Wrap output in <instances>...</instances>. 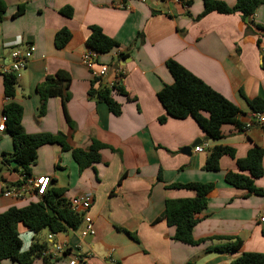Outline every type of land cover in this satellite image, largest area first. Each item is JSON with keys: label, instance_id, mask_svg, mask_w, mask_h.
I'll list each match as a JSON object with an SVG mask.
<instances>
[{"label": "crops", "instance_id": "1", "mask_svg": "<svg viewBox=\"0 0 264 264\" xmlns=\"http://www.w3.org/2000/svg\"><path fill=\"white\" fill-rule=\"evenodd\" d=\"M0 2L5 5L0 21V64L8 61L18 38L34 47L14 88L13 100L22 107V127L30 134L60 132L70 147L63 150L55 142L39 146L30 174L48 176L47 190L54 189L68 200L78 194H91L87 214L93 220L94 234L79 237L78 231L70 228L54 233L51 241L68 249L52 264H68L72 253L80 256L76 264H230L242 252H264V221L260 220L264 216V122L255 120L256 113L246 102L254 97L264 99V36L257 45L258 30H251L247 19L239 12L215 11L196 18L203 9L202 0H191L185 6L171 0ZM20 4L24 8L18 13ZM65 6L72 9L70 17L59 12ZM252 19L264 25V4L256 8ZM91 25L100 27L119 44L98 54V62L108 71L94 85H104L119 70L125 94L112 95L120 104L119 115L88 95L93 77L80 59ZM63 27L71 37L57 48L54 34ZM168 59L236 104L242 112L239 121L243 128L225 125L224 136L211 140L190 117H167L159 122L165 110L157 92L173 81L165 64ZM58 70L70 77L65 109L71 124L65 119L60 97L46 98L41 107L39 85ZM7 101L1 78L0 115ZM195 139L207 146L200 152L193 148L190 154L181 152ZM92 140L104 146L99 150V160L79 168L71 149L86 150ZM214 145L232 148L234 158L222 155L218 170L210 171L203 166L208 149ZM253 145L263 150V173L254 179V185L262 190L259 194L235 188L224 180L227 171H238L235 159L244 157ZM11 150V136L5 128L0 131V159ZM12 167L10 163L0 171V212L40 199L30 190L20 198L4 196L5 191L22 183L21 175ZM187 182L214 184L206 207L196 214L192 236L204 238L196 245L174 240V227L164 219L156 220L165 200L195 195L191 189L168 186ZM17 230L24 251L33 242L50 246L51 232L47 229L37 232L36 240L23 224L19 223ZM43 230L46 234L39 236ZM217 237H238L241 245L235 251L210 250L228 242ZM2 264L17 263L4 259ZM32 264H44V259L36 257Z\"/></svg>", "mask_w": 264, "mask_h": 264}, {"label": "trees", "instance_id": "2", "mask_svg": "<svg viewBox=\"0 0 264 264\" xmlns=\"http://www.w3.org/2000/svg\"><path fill=\"white\" fill-rule=\"evenodd\" d=\"M191 0L185 1L184 6L190 4ZM203 9L196 16L200 18L205 14L215 11L222 14L239 12L244 20L247 19L248 27L258 30L256 39L260 44V37L264 36V25L254 23L252 17L258 6L264 4V0H235L233 5H228L223 0H202ZM23 5H18V13L23 11ZM5 5L0 2V21L3 19ZM59 12L70 17L72 9L69 6L62 7ZM253 30V31H254ZM71 37V33L66 28H60L54 34V43L57 48L63 47ZM85 46L96 51L98 54L107 53L115 47L118 42L103 33L100 27L90 26V32L85 39ZM119 56H123L119 54ZM166 67L172 75L171 84H165L158 92L157 98L165 110V114L158 117L159 122H163L167 117L176 119L192 118L197 126L211 140H218L224 136L223 127L233 125L235 129L243 128L239 121L242 114L239 107L232 101L215 91L200 78L188 71L173 59H168ZM261 67L264 69V50L261 56ZM4 95L8 101L2 108V113L6 115L5 128L8 130L12 140V150L10 153L2 154L0 171L2 168L12 164V168L22 176H29L31 165L36 162L37 149L42 144L58 143L61 148L70 149L66 143L65 135L57 132L51 134L47 132L26 133L22 127V107L13 100L14 88L17 78L14 75L2 76ZM70 77L63 70L56 71L53 75H47L39 85L41 92V107L48 97L58 96L61 99L64 116L68 124L71 120L65 109L68 100V87ZM99 79L93 78L88 95L96 101L104 102L114 115L120 114V104L114 100V93L125 94L121 85L109 88L105 84L94 88ZM249 108L255 113H264V99L254 97L246 99ZM104 146L92 140L86 150L82 148L71 149V155L77 162L79 168H83L92 162L99 160V150ZM203 168L210 171L218 170L219 158L227 154L234 158L232 148L222 145H214L208 149ZM263 150L258 145H253L248 149L242 158H236L235 163L238 171H227L224 180L227 184L245 189L251 193H262V190L254 185V179L261 176L263 168L261 165ZM158 179L160 176L158 175ZM20 183V182H18ZM173 188H187L195 192L190 198L167 199L164 202V209L156 220L164 219L165 222L174 227L173 239L188 245H196L204 240L194 239L192 228L197 222L196 214L207 205V195L213 189L212 182H187L171 183ZM23 224L28 230L37 233L42 229H47L51 233L62 232L68 228L76 229L81 223V215L73 212L69 206V200L59 196L54 189L46 190L37 201L30 202L23 207L11 206L0 212V264L4 259H9L17 264H32L34 258L40 257L39 253L44 244L33 242L27 250H22V243L17 230L18 224ZM264 234V230L262 231ZM225 238V237H217ZM224 245L213 246L210 250L235 251L241 245L238 237H226ZM44 259V264H52L50 260ZM191 264V263H186ZM230 264H264V252H242L237 255Z\"/></svg>", "mask_w": 264, "mask_h": 264}, {"label": "built area", "instance_id": "3", "mask_svg": "<svg viewBox=\"0 0 264 264\" xmlns=\"http://www.w3.org/2000/svg\"><path fill=\"white\" fill-rule=\"evenodd\" d=\"M174 3H181L184 5L185 1L188 0H171ZM119 7H123L120 3ZM125 7V6H124ZM34 47L31 43H23L19 38L14 42V46L10 50L9 59L6 62L0 64V79L3 75H14L17 79L20 77L21 72L26 68V65L30 58L32 57ZM98 53L94 50L86 48V50L81 55V63L90 71L93 78L101 80L108 71L105 64L99 63L97 60ZM119 70L114 73L113 79L109 80L105 85L109 88L116 87L120 85L121 77L119 75ZM6 115L3 113L0 115V131L5 129ZM260 123L264 122V115L262 113H256V118ZM250 123H246L247 128ZM207 146V143L197 144L193 147L195 152H200ZM1 162V159H0ZM22 183L16 185L12 189L5 191L4 196H11L13 198L23 197L25 191H32L35 196H41L48 188L49 177L44 175L38 176H21ZM91 202L90 193H82L75 195L70 198L69 206L70 209L81 215V224L75 229L78 231L79 237H86L93 235L94 224L90 215L87 214L88 206ZM264 221V216L260 218ZM54 233L48 235L50 240V246L44 247L40 250V257L46 258L47 260L54 261L58 256L65 255L67 253L68 247L60 242H52L51 239ZM70 250V249H69ZM71 252V251H70ZM71 254V253H70ZM80 260V256L77 253H72L68 264H76Z\"/></svg>", "mask_w": 264, "mask_h": 264}, {"label": "water", "instance_id": "4", "mask_svg": "<svg viewBox=\"0 0 264 264\" xmlns=\"http://www.w3.org/2000/svg\"><path fill=\"white\" fill-rule=\"evenodd\" d=\"M201 142V139H195L190 145H187V146H184L181 148V152H184V153H187V154H190L191 152V149L197 145L198 143Z\"/></svg>", "mask_w": 264, "mask_h": 264}, {"label": "rangeland", "instance_id": "5", "mask_svg": "<svg viewBox=\"0 0 264 264\" xmlns=\"http://www.w3.org/2000/svg\"><path fill=\"white\" fill-rule=\"evenodd\" d=\"M44 229H45V228H44ZM43 234H46L45 230H43L42 234L39 235V236H42ZM33 235H34V237H35V240L38 239V237H36V233H33ZM30 237H31V234H30ZM30 237H29V238H30ZM22 240L25 241V235H22ZM29 241H30V239H29Z\"/></svg>", "mask_w": 264, "mask_h": 264}]
</instances>
